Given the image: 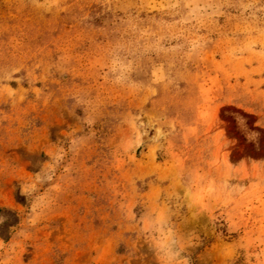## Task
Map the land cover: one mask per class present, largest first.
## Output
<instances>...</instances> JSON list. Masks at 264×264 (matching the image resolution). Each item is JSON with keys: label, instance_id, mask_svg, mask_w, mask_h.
Masks as SVG:
<instances>
[{"label": "rangeland", "instance_id": "374dc122", "mask_svg": "<svg viewBox=\"0 0 264 264\" xmlns=\"http://www.w3.org/2000/svg\"><path fill=\"white\" fill-rule=\"evenodd\" d=\"M0 264H264V0H0Z\"/></svg>", "mask_w": 264, "mask_h": 264}]
</instances>
